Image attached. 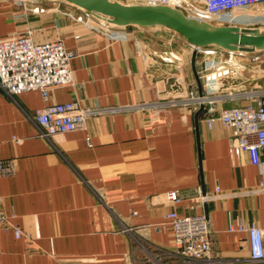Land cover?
Masks as SVG:
<instances>
[{
    "label": "crops",
    "instance_id": "0c3cea01",
    "mask_svg": "<svg viewBox=\"0 0 264 264\" xmlns=\"http://www.w3.org/2000/svg\"><path fill=\"white\" fill-rule=\"evenodd\" d=\"M44 7V14L19 18L15 7L0 0L1 36L29 30L34 41L60 38L75 53L70 63L75 86L55 88L47 103L38 92L12 101L0 90V160H11L14 169L11 176L0 175V205L10 217L0 233V264H138L133 259L140 253L131 256L134 249L123 230L130 229L138 241L171 248L164 216L194 211L191 201L170 203L165 194H189L197 187L205 193L218 187L225 194L197 210L208 218L215 238L212 263L264 264L248 260L245 233L228 230L236 221L264 226V193L243 194L258 185V169L245 157H229V128L219 123L208 128L202 113L172 107L157 115L137 109L102 113L89 117L85 130L50 141L36 136L23 111L50 103L111 109L163 103L175 90H210L206 58L192 53L170 30L127 26L97 32L87 17L75 22L73 8ZM233 25L245 27L246 22ZM131 36L139 40L136 45ZM139 47L175 53L182 58L181 71L166 79L163 68L143 60ZM221 82V94L252 87L239 80L236 86ZM256 85L264 86V78ZM243 102L223 103L218 111ZM13 226L22 238L14 237Z\"/></svg>",
    "mask_w": 264,
    "mask_h": 264
},
{
    "label": "built area",
    "instance_id": "2783aa9c",
    "mask_svg": "<svg viewBox=\"0 0 264 264\" xmlns=\"http://www.w3.org/2000/svg\"><path fill=\"white\" fill-rule=\"evenodd\" d=\"M19 11V18L27 15H41L47 12L46 3L63 5L78 12L75 22H81L84 17L90 20L97 32H111L115 28H125L110 24L100 15L83 11L62 0H5ZM124 5H164L178 10L184 16L214 26H234L235 21H245L244 28L264 29V0H111ZM135 27V26H132ZM237 27V26H236ZM172 32V31H171ZM179 37L177 34L172 32ZM134 45L138 43L135 36ZM181 38V37H180ZM186 42V41H185ZM140 43V42H139ZM189 50L206 58L209 73L206 76L210 90L196 94L192 89L172 92L170 98L152 103H139L122 107L83 108L77 102L47 104L31 113L23 111V116L34 128L37 137L50 141L57 134H65L76 130H85L89 117L114 113L124 110H147L157 115L172 107H180L194 113H202L208 128L215 123L229 128L231 134L227 138L228 154L231 159L247 162L258 169L259 182L255 189L243 191V194L264 193V86L258 87L256 81L264 78V50L246 53L229 51L216 46L198 47L186 42ZM141 46V45H140ZM143 60L149 66L163 68L166 79L174 78L175 72L181 71L182 58L170 51L159 48H137ZM75 53L65 49L60 38L34 41L31 31L10 36L0 35V90L7 99L15 101L17 95L27 92H38L47 103L52 91L58 87H74L72 79L71 60ZM167 68V69H166ZM175 71V72H174ZM252 74L255 77H252ZM229 80L236 86L250 84L247 90L236 93L231 91L221 94V81ZM254 80V83L250 81ZM214 83V87L211 86ZM218 83V87H216ZM245 100L243 104L232 105L218 111V105ZM216 113H218L216 115ZM14 173L11 160H0V175L11 176ZM233 195V194H230ZM235 195V194H234ZM218 187L214 192L205 193L197 187L189 194H179L177 191L165 194L170 203L191 201L193 213L180 215L175 211L167 213V220L172 238V247L163 248L136 240L131 230L123 231L128 235L130 254L139 251L138 264H213L215 238L211 232L208 218L197 210L205 204L223 198ZM9 216L0 205V233L9 226ZM16 239L24 236L17 226L11 227ZM229 231L243 232L246 235L248 260L254 263H264V226L254 224L244 225L230 222Z\"/></svg>",
    "mask_w": 264,
    "mask_h": 264
},
{
    "label": "water",
    "instance_id": "95a60500",
    "mask_svg": "<svg viewBox=\"0 0 264 264\" xmlns=\"http://www.w3.org/2000/svg\"><path fill=\"white\" fill-rule=\"evenodd\" d=\"M62 1L85 12L103 16L115 26L166 28L198 47L216 46L246 53L264 50V29L214 26L188 18L164 5H124L111 0Z\"/></svg>",
    "mask_w": 264,
    "mask_h": 264
}]
</instances>
